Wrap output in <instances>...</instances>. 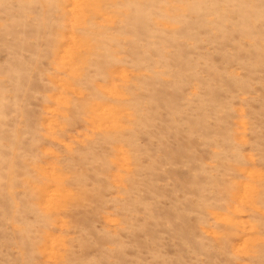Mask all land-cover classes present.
<instances>
[{"label":"rangeland","instance_id":"obj_1","mask_svg":"<svg viewBox=\"0 0 264 264\" xmlns=\"http://www.w3.org/2000/svg\"><path fill=\"white\" fill-rule=\"evenodd\" d=\"M0 264H264V0H0Z\"/></svg>","mask_w":264,"mask_h":264}]
</instances>
